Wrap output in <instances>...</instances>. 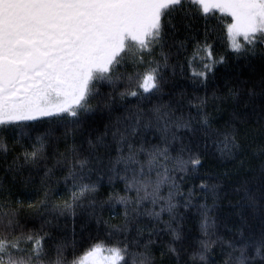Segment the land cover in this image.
<instances>
[{"label": "snow or ice", "instance_id": "snow-or-ice-1", "mask_svg": "<svg viewBox=\"0 0 264 264\" xmlns=\"http://www.w3.org/2000/svg\"><path fill=\"white\" fill-rule=\"evenodd\" d=\"M0 264H264V0H0Z\"/></svg>", "mask_w": 264, "mask_h": 264}, {"label": "trees", "instance_id": "trees-1", "mask_svg": "<svg viewBox=\"0 0 264 264\" xmlns=\"http://www.w3.org/2000/svg\"><path fill=\"white\" fill-rule=\"evenodd\" d=\"M222 71V70H221ZM180 84L185 85L188 88H191V84L188 81H180ZM62 226L66 224V227L64 228V234L71 239L72 237V222L71 219L69 218L67 221L62 220L61 221ZM76 231H77V240L79 241V233H80V222L79 218L77 219V224H76ZM87 245L84 246V248L79 249L78 252L80 255L83 254V252L86 250Z\"/></svg>", "mask_w": 264, "mask_h": 264}]
</instances>
